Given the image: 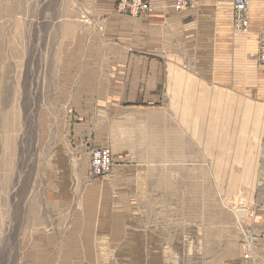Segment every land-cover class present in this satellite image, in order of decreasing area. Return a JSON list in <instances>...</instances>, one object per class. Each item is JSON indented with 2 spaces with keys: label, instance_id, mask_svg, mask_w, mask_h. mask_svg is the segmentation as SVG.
<instances>
[{
  "label": "crops",
  "instance_id": "obj_1",
  "mask_svg": "<svg viewBox=\"0 0 264 264\" xmlns=\"http://www.w3.org/2000/svg\"><path fill=\"white\" fill-rule=\"evenodd\" d=\"M70 1L92 28L76 52L66 53L64 99L55 101L61 131L40 202L56 222L54 233L40 236H52L47 249L58 254L44 264H165L159 253L171 249L137 205L167 203L169 196L144 195L140 165H114L109 176L93 180L89 153L115 151V140L136 128L140 139L159 129L173 138L177 121L198 123L197 136L185 133L199 140L200 172L215 174L219 188L224 172L236 173V191L223 200L249 239L252 263L264 264V69L250 59L253 38L232 32V0H192L194 7L180 13L171 0H148L152 11L138 18L117 13V0ZM250 1L257 35L264 30V0ZM176 108L188 116L177 117ZM245 250L227 264H240Z\"/></svg>",
  "mask_w": 264,
  "mask_h": 264
},
{
  "label": "rangeland",
  "instance_id": "obj_2",
  "mask_svg": "<svg viewBox=\"0 0 264 264\" xmlns=\"http://www.w3.org/2000/svg\"><path fill=\"white\" fill-rule=\"evenodd\" d=\"M85 15L70 0H0V264H44L58 254L47 249L53 237L40 236L45 230L54 233L56 222L54 213L46 212L49 205L40 201L45 199L50 182L46 169L61 131L62 108L55 101L64 99L61 74L71 64L66 53L76 52L92 28ZM255 36L243 37L257 45ZM175 111L181 119L188 116L182 108ZM174 132L172 138L159 129L140 139L136 128L129 138L115 140L113 167L140 165L136 175L147 186L144 195L169 196L167 203L137 205L171 249L159 253L160 261L230 263L249 242L224 202L236 191L231 185L236 173L224 172L219 188L215 174L199 171L205 160L198 138L188 139L185 133L197 136L198 123L177 121Z\"/></svg>",
  "mask_w": 264,
  "mask_h": 264
},
{
  "label": "built area",
  "instance_id": "obj_3",
  "mask_svg": "<svg viewBox=\"0 0 264 264\" xmlns=\"http://www.w3.org/2000/svg\"><path fill=\"white\" fill-rule=\"evenodd\" d=\"M250 0H232V32L249 37L250 36ZM194 3L192 0H171V8L177 12H184L192 9ZM115 10L121 15H126L131 18H138L152 11L148 0H117ZM258 53L255 60L259 62L264 69V30L255 36ZM90 174L92 178H105L111 174L112 159L111 150L108 147H93L89 153ZM241 264H252L250 252L247 250L241 254Z\"/></svg>",
  "mask_w": 264,
  "mask_h": 264
}]
</instances>
